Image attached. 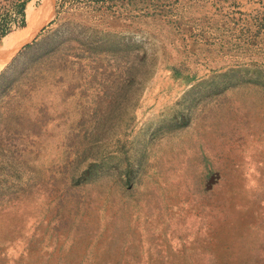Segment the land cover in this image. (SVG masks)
I'll list each match as a JSON object with an SVG mask.
<instances>
[{
	"label": "rangeland",
	"instance_id": "rangeland-1",
	"mask_svg": "<svg viewBox=\"0 0 264 264\" xmlns=\"http://www.w3.org/2000/svg\"><path fill=\"white\" fill-rule=\"evenodd\" d=\"M28 9L0 49V264H264V0Z\"/></svg>",
	"mask_w": 264,
	"mask_h": 264
},
{
	"label": "trees",
	"instance_id": "trees-1",
	"mask_svg": "<svg viewBox=\"0 0 264 264\" xmlns=\"http://www.w3.org/2000/svg\"><path fill=\"white\" fill-rule=\"evenodd\" d=\"M8 1L10 5H4L2 2ZM31 0H0V49L8 45L10 42L18 39L16 37L11 36L12 31L17 29H22L20 32H25L27 28V4ZM128 52L125 57L126 64L128 65L126 69V74L129 78L133 80H140L141 82H146L151 76L152 72V63L149 53L147 50H144L142 53L137 51L135 53H131V47L129 45H125ZM141 47V46H138ZM136 49V48H134ZM4 54V53H1ZM230 73L234 74V78L236 75H242L243 69H232L228 72L222 73V76H228ZM247 74H251L253 77H264V70L254 69V71H246Z\"/></svg>",
	"mask_w": 264,
	"mask_h": 264
},
{
	"label": "crops",
	"instance_id": "crops-1",
	"mask_svg": "<svg viewBox=\"0 0 264 264\" xmlns=\"http://www.w3.org/2000/svg\"><path fill=\"white\" fill-rule=\"evenodd\" d=\"M28 5V4H27ZM28 14V13H27ZM50 16H52V11H51V9H50V11L48 12V13H46L45 14V17H44V19H47V18H49ZM27 17H28V15H27ZM28 21V20H27ZM28 30H29V23H28V26H27V28H26V31L25 32H12L11 34L14 36V37H16V38H24V37H30V39H31V37H33V35L35 34V33H28Z\"/></svg>",
	"mask_w": 264,
	"mask_h": 264
},
{
	"label": "bare ground",
	"instance_id": "bare-ground-1",
	"mask_svg": "<svg viewBox=\"0 0 264 264\" xmlns=\"http://www.w3.org/2000/svg\"><path fill=\"white\" fill-rule=\"evenodd\" d=\"M27 15H28V17H27V20H28V23H29V26L31 27V28H34V26L36 25V22H37V18H36V15H35V13L33 12V10H31V9H28L27 10ZM15 41V40H14ZM13 42V41H12ZM11 43V42H10Z\"/></svg>",
	"mask_w": 264,
	"mask_h": 264
}]
</instances>
